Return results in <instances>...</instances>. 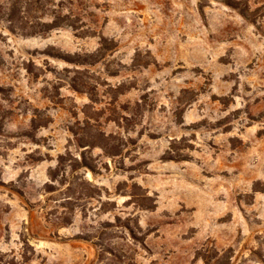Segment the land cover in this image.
<instances>
[{
    "label": "rangeland",
    "instance_id": "1",
    "mask_svg": "<svg viewBox=\"0 0 264 264\" xmlns=\"http://www.w3.org/2000/svg\"><path fill=\"white\" fill-rule=\"evenodd\" d=\"M0 264H264V0H0Z\"/></svg>",
    "mask_w": 264,
    "mask_h": 264
}]
</instances>
